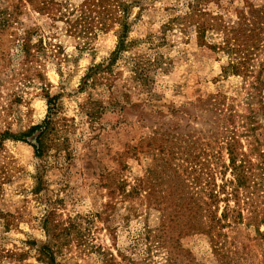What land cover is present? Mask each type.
I'll list each match as a JSON object with an SVG mask.
<instances>
[{
  "label": "rangeland",
  "instance_id": "rangeland-1",
  "mask_svg": "<svg viewBox=\"0 0 264 264\" xmlns=\"http://www.w3.org/2000/svg\"><path fill=\"white\" fill-rule=\"evenodd\" d=\"M193 1L0 0V132L41 123L49 92L59 95L64 142L39 158L35 136L0 140V264H47L49 209L56 220L90 219L85 243L57 250L60 264H108L99 247L121 264H264V235L248 218L220 229L224 257L194 229L148 238L160 216L147 197L151 183L159 207L165 191L191 194L190 166L212 165L217 150L229 162L226 134L255 162L253 198L264 207V64L260 74L259 62L248 74L224 71L228 54L211 48L224 26L253 19L264 0H195L194 16ZM123 14L131 44L81 87L88 69L111 56ZM214 15L220 30L209 25ZM196 19L207 20L203 38ZM95 101L107 108L84 110Z\"/></svg>",
  "mask_w": 264,
  "mask_h": 264
},
{
  "label": "trees",
  "instance_id": "trees-1",
  "mask_svg": "<svg viewBox=\"0 0 264 264\" xmlns=\"http://www.w3.org/2000/svg\"><path fill=\"white\" fill-rule=\"evenodd\" d=\"M191 8L190 14L196 15L198 6L195 2L192 3ZM211 18L213 22L209 24L210 27L220 30L223 25L220 21L221 17L214 15ZM241 18L242 21L237 26H224L221 43L213 45L211 48L222 50L228 54L229 62L223 66L224 71L229 69L235 74H248V72H253L255 63L259 62L260 74L264 64V3L259 6V14L254 15L253 19L243 16ZM206 22V19L199 22L196 19L199 38L206 36L205 33L209 27ZM119 24L118 42L111 56L103 62L93 64L88 69L83 76L81 87H87L90 83L94 84L98 80L99 73L111 70L112 65L131 44L132 40L129 39L131 26L125 14L120 16ZM42 88L45 89L43 85ZM45 97L48 114L41 123L32 125L20 135L10 132L9 129L0 132V140L11 137L28 141V136H35L32 145L35 155L39 158L48 156L52 150L57 153L63 149L64 142L61 135L58 134L60 124L55 116L60 106L59 95H51L47 92ZM106 108L107 105H104L102 101H95L84 106V110L88 111L105 110ZM88 115L93 116L90 112ZM222 138L229 155V162L222 155V151L217 150L212 165L207 166L204 161L198 160L194 166H190L195 173L192 185L196 186V190L191 194L185 193L176 197L171 192L165 191L159 196L158 205H161L159 207L155 203L157 195L152 189L154 184L151 183L147 197L149 203L158 208L160 216H158L159 223L154 227L155 229L147 230L148 238L157 230L155 237L166 241L168 235L172 236L174 228L180 227L179 231H184V233L189 229H194L205 232L209 236L215 252H219L224 257L225 252H222L224 246L219 242L223 235L220 231L221 228L239 224L248 218L250 224H260L256 227L259 233L264 235V230H260V227L264 225V207L262 208L254 200L255 192L252 191L259 183L255 162L250 158L249 153L240 152V141L236 135L226 134ZM229 170H231V177L227 176ZM38 187L40 188V185ZM133 192L127 194L133 195ZM99 215V213L95 214L98 218ZM55 217L56 211L49 209L43 219L47 241L41 248V252L43 260L47 264H60L56 257L57 250L64 244L85 243L91 231L90 227L85 225V222L90 219H85L84 222L80 220V216H69L66 221H62L56 220ZM98 251L108 264H121L110 249L104 250L99 247Z\"/></svg>",
  "mask_w": 264,
  "mask_h": 264
}]
</instances>
